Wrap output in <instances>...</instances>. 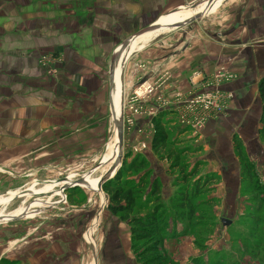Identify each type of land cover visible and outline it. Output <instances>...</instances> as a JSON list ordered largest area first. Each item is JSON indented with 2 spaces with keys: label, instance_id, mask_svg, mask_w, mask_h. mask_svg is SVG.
Segmentation results:
<instances>
[{
  "label": "rangeland",
  "instance_id": "obj_1",
  "mask_svg": "<svg viewBox=\"0 0 264 264\" xmlns=\"http://www.w3.org/2000/svg\"><path fill=\"white\" fill-rule=\"evenodd\" d=\"M202 6L203 4L195 9H186L187 6L183 5L178 11L197 12ZM137 7L136 0H0V32L2 30L8 33L9 30L6 29L17 27L14 25L38 21L43 22L45 26L38 36L43 34L44 39L53 42L56 23L64 22L68 34H74L76 41L79 44L83 43L84 49H88L89 35L97 34L88 26L95 23L103 27L100 32L105 43H115L113 48L116 50L122 42L141 29L138 26L129 29L130 24H120L116 18L122 16L117 13L130 14L129 17L138 18ZM169 15L162 16L157 23ZM13 31L16 30L9 32ZM175 31L159 30L145 36L146 41L140 44L145 45L154 39L146 45L148 46L157 38L168 37L176 33ZM24 36L27 37L26 33ZM3 43L4 40H0V54L5 52L1 46ZM140 46H131L129 51ZM110 59L109 55L105 62L99 65L100 72H103L106 78L109 94L105 110L107 124L86 128L92 131L91 135L79 136L77 133L70 135L69 131L74 129L66 128L68 125H61L57 118L58 114L61 115L62 121L65 120L66 123L68 118L76 117L77 113L74 109L73 111L56 109V77L61 63L60 57L52 48L43 50L38 56L37 65L43 70L44 77L51 86L37 90L46 94L45 100L42 99L46 106L41 105L38 110H29L27 113L33 118L38 113L41 117L40 124L33 123L25 127L29 136L21 140L19 130L22 128L16 127L20 125L18 124L20 118L17 120L14 111L12 119L15 134L11 150L18 155L12 157L10 164H4L9 159H2L0 162V199H6L9 195L18 194L27 188L32 189L33 195L25 200L24 205L29 208L26 213L11 221L0 222V264H95L96 260L101 264L103 247L116 243L128 246L136 264H140L131 249L127 223L110 215L107 210V195L103 191L73 186L64 188L61 185L64 182L71 184L73 181L100 178L115 161L117 148L116 151L111 149L116 131L109 103ZM119 91L117 79L115 89L111 93L114 108L118 105L114 93L116 92L120 98ZM147 97L149 95L140 100L143 101ZM133 98L135 91L125 106L122 94V155L128 157H125L121 166L130 165L134 157H141L143 151L149 148L148 139L144 145L137 143L134 136L131 138L135 134L137 118L145 114L139 102L133 103ZM17 111L21 113L20 110ZM221 111L222 109L215 114L223 113L225 110ZM96 112L100 114L99 110ZM161 113H154L150 117L145 139L151 138L152 142L156 125L167 133L169 145L161 153L155 154L156 159L165 160L168 169L172 171L174 158L169 160L167 155L171 153L174 156L181 152L183 156L177 161L178 168H174L170 175L177 177L181 166L185 165L184 171L188 170L194 173V176L183 183L184 190L187 191L186 189H190L193 183L199 182L200 192L192 203L193 214L190 217L185 211L182 218H173L170 207L166 206V201L162 199L166 210L165 221L161 226L162 232L156 236L152 247L154 248L156 243L160 244L159 253L166 264H264V138L258 132L253 137L250 136L249 142L245 144L237 138L241 143V156L237 157L234 153L235 162L238 164L237 172L235 174L231 169L230 174L224 176L218 170H208L212 164L211 158H204L208 157V149L205 150L206 145L198 143L200 132L214 115L209 116L202 126L196 127L192 124L187 126L182 122V119L186 120L183 114H172L171 111ZM2 114L3 111H0V121L4 120H1ZM158 116L159 119L154 124V119ZM178 133L184 136H178ZM124 136H130V141L124 142ZM104 156L110 161L107 165H100ZM243 163L251 167V174L244 175ZM97 168H99L97 176L87 175ZM139 173L130 175L128 179L135 180ZM54 183L55 185L50 187V184ZM176 189L178 188L174 187L171 190V195ZM25 198L19 197L0 203V216L10 215ZM145 201L144 194L141 203L144 204ZM184 216H187L188 220ZM94 220L96 222L98 220V224L93 234L92 245L83 237L92 228ZM175 241L186 249L178 263L170 262L168 255L164 253L165 246L169 248L176 245L171 243ZM149 246L151 247L137 244L135 247L137 253L142 255L141 250L148 249ZM142 258L146 260L148 256L145 254Z\"/></svg>",
  "mask_w": 264,
  "mask_h": 264
},
{
  "label": "crops",
  "instance_id": "obj_2",
  "mask_svg": "<svg viewBox=\"0 0 264 264\" xmlns=\"http://www.w3.org/2000/svg\"><path fill=\"white\" fill-rule=\"evenodd\" d=\"M136 1L138 18L117 13L122 17L118 16L116 20L120 24H130L129 29L147 27L162 16L183 8V5L189 6L199 0ZM27 23L6 29L16 31L0 32V40H4L1 46L5 51L0 54V111H3L1 120L4 119L0 121V162L2 159H9L4 164L12 163V157L18 155L11 150L15 134L13 112L16 111L17 120L20 118V123L16 120L20 124L16 127L22 128L19 130L21 140L29 136L25 127L33 123L40 124L41 117L38 113L33 118L27 111L38 110L41 105L46 106L42 100H45L46 94L37 92L40 88L51 86L46 81L43 70L37 65V58L45 49L56 50L61 62L56 77V109L77 111L76 117L68 118L66 123L58 114L60 124L74 129L69 131L70 135L77 133L79 136L91 135L92 131L86 128L107 124L105 110L109 94L106 78L100 72L99 65L117 49L113 48L115 43H105L100 32L103 27L95 23L88 26L97 34L89 35V48L84 49L83 43L79 44L74 34H68L64 22L56 23L53 42L44 39L43 34V37L38 36L40 30L45 29L43 22ZM175 32L168 37L157 38L148 46L146 45L154 39L145 45L137 44L141 46L129 51L133 54L126 59L122 68H118L119 92L123 94L125 106L137 87L142 84L152 87L149 97L143 101L138 100L145 114L137 118L135 134L131 138L134 136L137 143L144 145L149 140V148L143 151L141 158L148 162L151 180L159 179L164 201H167L174 189L172 185L176 176L170 175L172 171L168 169L167 162L157 160L150 150L151 138L145 139L150 117L154 113L171 111L172 114L185 116L192 96L214 92L230 94L231 99L223 104L222 111H225L214 114V118L205 124L198 138V143L206 145L205 150L208 149V157L204 158L212 160V167L208 170H218L224 176L230 174L231 169L235 174L237 172L233 139L240 138L245 144L249 142L250 136L253 137L258 132L261 109L258 84L264 77V0H215L206 16ZM25 33L27 37L24 36ZM221 72H228L233 80L216 85L212 79ZM98 110L99 115L96 112ZM124 138V142H128L130 136ZM109 161L104 156V164L107 165ZM98 171L99 168L94 169L87 175L97 176ZM224 182L227 183L226 178ZM102 204L101 201V206ZM97 224L98 220H94L92 228L83 237L92 245ZM164 253L168 255L170 262L178 263L186 249L176 244L169 248L165 246ZM101 257V264H136L129 247L117 243L104 246ZM95 264H98L97 260Z\"/></svg>",
  "mask_w": 264,
  "mask_h": 264
},
{
  "label": "trees",
  "instance_id": "obj_3",
  "mask_svg": "<svg viewBox=\"0 0 264 264\" xmlns=\"http://www.w3.org/2000/svg\"><path fill=\"white\" fill-rule=\"evenodd\" d=\"M258 95L261 104L258 134L264 138V77L258 84ZM158 119L159 116L154 119V124L157 123ZM157 126H155L151 142V151L154 155L161 153L169 145L167 133ZM233 148L236 156L240 157L241 143L237 141V138L233 139ZM180 153L177 152L174 156L171 153L167 155L169 160H173L174 158V165H171L173 170L174 168H178L177 161L183 156ZM125 157L127 158L128 156ZM242 165L244 175L245 173L251 174V167L244 165V163ZM184 168L185 165H182L172 185L173 188L177 187L178 189L166 201V206L170 207V214L173 218H182V214L185 211H187V216L190 217L193 214L192 203L197 199L200 192L199 182L193 183L190 189H186L187 191L184 190L183 183L189 177L194 176V173L188 172V170L186 172ZM138 172L140 173L135 180L128 179L130 175L137 174ZM102 191L108 197L107 210L110 215L118 217L120 221L127 223L131 249L136 255L137 261L140 264H166L164 258L159 253L160 244L156 243L154 248L152 247L156 236L162 232L161 226L165 221L166 210L161 196V183L159 179L151 180L148 162L140 156L134 157L130 165L121 166L114 178L102 186ZM144 194L146 196V204L141 203ZM187 216L184 217L188 220ZM137 244H142V247L144 245H151V247L142 249V255H140L137 253L135 247ZM145 254L148 256L146 260L142 258Z\"/></svg>",
  "mask_w": 264,
  "mask_h": 264
},
{
  "label": "water",
  "instance_id": "obj_4",
  "mask_svg": "<svg viewBox=\"0 0 264 264\" xmlns=\"http://www.w3.org/2000/svg\"><path fill=\"white\" fill-rule=\"evenodd\" d=\"M215 0H208L207 5L208 7H211V5L213 4ZM201 2H195L192 3L191 5L185 7V8H189V9H195L200 5ZM180 9V8H179ZM178 9V10H179ZM176 10L170 12L169 14H173L175 13ZM206 12H198L196 14H194L191 18L184 20L182 22L179 23H172V24H166L164 25L165 29H168V31H173V30H179L182 29L183 27H185L186 25L195 22L199 19H201L202 17L205 16ZM161 29L160 25H158L157 21L147 27L141 28L134 36H131L130 38H128L127 40H125L124 42H122V44L117 48V50L112 54L110 62H109V69H108V74H109V90H110V99H109V103H110V109H111V114L113 117V122H114V127H115V131H116V140H117V146H118V155L116 158V161L113 163V165L106 171V173L100 177L98 184H97V189L98 191H102V186L108 182L109 180L113 179L115 174L117 173V171L120 169L123 160L125 159V156L122 155V142H123V123H122V110H123V103H122V95H121V99H120V111H119V115L116 117L115 113H114V108H113V103H112V99H111V93L114 90V86H115V74H116V68L119 66L122 68L124 62L126 61V59L133 54V52L129 53L128 51V47H129V43L130 41H132L135 38H138L146 33L149 32H154ZM120 80H121V76H120ZM106 163V162H105ZM104 162H102L100 165H103ZM81 180L76 181L77 184L74 183V185H72L73 187H79L78 183H80ZM68 186H64V188H67ZM71 187V186H69Z\"/></svg>",
  "mask_w": 264,
  "mask_h": 264
},
{
  "label": "bare ground",
  "instance_id": "obj_5",
  "mask_svg": "<svg viewBox=\"0 0 264 264\" xmlns=\"http://www.w3.org/2000/svg\"><path fill=\"white\" fill-rule=\"evenodd\" d=\"M207 2H208V0H201V3H200V5H202L203 4V6H202V8H200L197 12H193V11H191V10H186V11H177V12H175V13H173V14H170L169 16H167L166 18H164V19H162V20H160L159 22H158V25H160V27H161V29H159V30H166L165 28H164V25H166V24H172V23H179V22H182V21H184V20H187V19H189V18H191L194 14H196V13H198V12H206L205 13V16H206V14L209 12V10H210V8L211 7H208V5H207ZM199 5V6H200ZM198 6V7H199ZM186 9H189V8H186ZM159 30H157V31H154V32H158ZM154 32H149V33H146V34H144V35H142V36H140V37H138V38H135V39H133L132 41H130V43H129V47H128V51H129V49H130V47L131 46H134V45H137V44H139V43H142L143 41L145 42L146 41V38H145V36H148V35H150V34H152V33H154ZM118 68H119V66L116 68V74H115V84H116V80L117 79H119V73H118ZM117 73H118V75H117ZM115 87V86H114ZM115 89V88H114ZM116 93V92H115ZM114 93V96H116V99H115V102L117 103L118 102V105H114L115 106V108H114V113H115V116L117 117L118 115H119V111H120V99H121V93H120V98L116 95ZM117 98H118V101H117ZM111 99H112V101L114 100V98H113V95H111ZM114 103V102H113ZM116 148H117V153H116V156H115V161H116V158H117V155H118V146H117V140H116V138H115V141H114V143H113V145H112V150H115L116 151ZM114 161V162H115ZM104 175V174H103ZM102 175V176H103ZM101 176V177H102ZM99 179L100 178H96V179H91V180H88V179H83V180H81V182L80 183H78V185H79V187H84V188H89V189H93V190H96V191H98V189H97V184H98V181H99ZM74 183L75 184H77L76 183V181H73L71 184L69 183V182H64V183H61V185L64 187V184H65V186H72V185H74ZM58 183H56V185H57ZM52 185H55V183L54 184H50V187L52 186ZM99 192H101V191H99ZM33 195V193H32V189L31 188H27V189H25L24 191H22V192H20V193H14V194H12V195H9L6 199H0V203H2L3 201H6V200H13V199H18L19 197H26L24 200H23V202H22V204L15 210V211H13L10 215H6V216H0V222H7V221H11V220H13V219H16V218H18L19 216H21L22 214H24V213H26V211L29 209L28 207H25V205H24V203H25V200L27 199V198H29V197H31ZM39 206H43V205H39Z\"/></svg>",
  "mask_w": 264,
  "mask_h": 264
},
{
  "label": "built area",
  "instance_id": "obj_6",
  "mask_svg": "<svg viewBox=\"0 0 264 264\" xmlns=\"http://www.w3.org/2000/svg\"><path fill=\"white\" fill-rule=\"evenodd\" d=\"M264 43V41H263ZM233 80V77L228 72H221L212 81L216 85H221ZM152 87L147 84L140 85L135 90V98L133 103H137L139 99H142L152 93ZM231 99L230 94H223L219 92L203 93L197 96H192L190 102L187 104L185 110V122L187 126L193 125L196 127L202 126L209 116H213L216 111L223 108V104Z\"/></svg>",
  "mask_w": 264,
  "mask_h": 264
}]
</instances>
